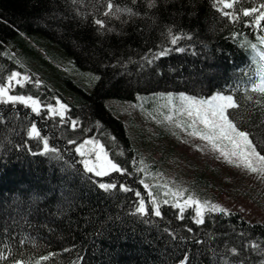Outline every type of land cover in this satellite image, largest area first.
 <instances>
[{
  "label": "trees",
  "instance_id": "obj_1",
  "mask_svg": "<svg viewBox=\"0 0 264 264\" xmlns=\"http://www.w3.org/2000/svg\"><path fill=\"white\" fill-rule=\"evenodd\" d=\"M108 2L0 0V85L12 72L31 75L40 88L34 90L31 82L22 95L47 103L55 95L68 109L66 119L52 113L37 126L58 150L54 154H41L42 141L29 139L27 112L18 118L0 115V164L7 163L0 171V194H8L0 198V242L12 249L10 264H34L44 255L50 259L41 264L73 259L77 264L82 258L83 264H262L264 252L249 245L264 250V225L247 223L236 213L209 211L203 213L204 223L196 224L193 205L202 201L194 193L201 197L207 186L202 177L192 178L183 196L168 182L155 181L159 167L151 160L153 153L142 149L151 131L134 134L111 107L116 101L135 102L141 115L165 118L171 108L164 97L183 81L191 90L218 81L236 47L254 37V22L223 16L215 0H114L112 13L103 16ZM260 3L242 0L234 9L250 10ZM177 35L181 39L172 45ZM181 47L185 64L168 66L175 55H156L166 49L174 54ZM194 77L207 81L195 85ZM248 96L239 92L236 98L259 115L257 100ZM87 139L104 145L126 170L110 175L115 190L100 189L93 174L82 169L73 149ZM121 184L132 191H121ZM147 192L161 209V217L150 215L148 223L135 212ZM176 204L184 208L183 219ZM4 252L0 248L7 257Z\"/></svg>",
  "mask_w": 264,
  "mask_h": 264
},
{
  "label": "snow or ice",
  "instance_id": "obj_2",
  "mask_svg": "<svg viewBox=\"0 0 264 264\" xmlns=\"http://www.w3.org/2000/svg\"><path fill=\"white\" fill-rule=\"evenodd\" d=\"M135 3V0H133ZM242 4V0H215L214 7L217 11L225 17H230L234 22L243 23V17H249L254 22L255 27L262 32L259 40V44L264 46V25L260 22L264 21V0H261L259 7H252L250 10L242 7H237L234 9V5ZM154 6V4H153ZM114 5V0H109L107 4L108 11L104 13L108 16L112 13ZM224 9H229L232 11H224ZM116 11H120L116 8ZM130 11V10H129ZM241 13V15H238ZM259 13V15H255ZM95 24L99 25L100 28H104L105 24L102 20H95ZM249 26H252L251 24ZM186 39H192L191 36H186ZM180 36H173L171 39L172 45H177ZM245 45L249 46L253 51H256L258 45L254 43L245 42ZM242 45V46H245ZM183 52L184 48L176 49ZM169 50H163L157 56H163L168 54ZM260 58L264 61V49L259 53ZM20 77L19 72H12L8 81H17L23 87V84L17 78ZM23 81H28L29 78L24 76ZM252 92L259 93L262 99L255 101V103L260 107L259 115H253L250 110H245L244 105L241 103L239 98L234 97L232 94L217 93L210 98L200 99L194 96H188L181 94L178 98L179 106L174 110L179 115H186L191 122L187 125L192 131L189 133L192 136L199 137L201 140L207 141L214 151H219L221 156L229 163L233 164L234 159L240 161L236 163V167H243L250 173H258L264 176V73L261 74L260 83L255 84L251 89ZM248 100L252 97L248 96ZM13 104L19 102L22 105L30 106L32 112L40 114L39 102L33 99L32 96L24 95H9V88L6 86H0V103ZM169 105L174 103V98H168ZM59 104V109L49 107V112L58 113L60 118H64V112L67 111L66 105ZM166 120L171 121L173 117L171 115L165 117ZM76 121H72L73 129L76 127ZM203 125V129H197L196 125ZM182 123H177V127H182ZM29 139H38L42 141L43 152L41 154L57 153V149L52 146L50 147L49 140L41 135V131L38 130L35 123L31 124L28 130ZM227 142V143H224ZM69 143H75V141H69ZM90 146V147H89ZM75 152L82 158L81 163L83 164L84 171L93 174L96 177H107L111 173H119L124 175L126 170L123 169L117 162L110 159L107 152L105 151L104 145H101L98 141L88 139L83 141L78 147L75 148ZM95 183V182H94ZM143 183V181H141ZM98 187L105 192L110 190H115L117 188L116 183H99ZM145 188L148 187L147 184L144 185ZM120 190L124 192L132 191L129 187L120 185ZM136 196H140L139 192L135 193ZM149 196L152 193L149 192ZM152 212L155 216L161 217V209L156 205V201L153 200ZM167 203V201H165ZM197 203L196 208V224L204 223L203 213L205 209L209 212L224 213L227 215L225 209L218 205L212 204L208 205L205 203L203 206ZM174 207L180 209V218L183 219L184 208L183 206L176 204ZM135 212L142 215H149V210L145 206L144 199H140L139 203L135 209ZM191 231V229H189ZM173 238H175L173 236ZM23 243V241H21ZM252 249L257 252H264L259 244L251 243L249 245ZM233 255L237 254L235 248L230 249ZM6 259L4 256H0V260ZM50 257L48 255L41 256L34 264H41V261H48ZM13 264H23L20 260L13 261ZM182 264H187V261H182ZM264 264V262H262Z\"/></svg>",
  "mask_w": 264,
  "mask_h": 264
},
{
  "label": "rangeland",
  "instance_id": "obj_3",
  "mask_svg": "<svg viewBox=\"0 0 264 264\" xmlns=\"http://www.w3.org/2000/svg\"><path fill=\"white\" fill-rule=\"evenodd\" d=\"M104 13L101 12L103 16H105ZM58 60L61 61L62 59L58 58ZM24 76H27L29 80L23 81ZM17 80H20L22 84L33 82L35 88H40V85L36 84L31 75H20ZM193 80V84L200 85L207 81V78L200 82L197 77H194ZM176 81L182 82L178 78ZM182 84H185L184 81ZM36 100L40 105L41 101ZM57 101L66 105L67 108V104L53 95L48 106H40V110L44 107L59 109ZM111 107L114 109L113 114L122 122L128 123L129 129H132L134 134L143 133L147 130L151 131V136L143 144L142 149L148 153H153L151 160L159 167L155 176L158 179L155 181L164 183L162 181L164 180L168 182V186L171 185L172 188L176 189L175 194H182L183 196L189 181L196 176H201L207 186H201V197L194 193L201 199V204H215L225 209L227 213L238 214L247 223L264 225V176L258 173H250L243 165L236 167L235 164L240 163L236 158H233V164H229L219 151L212 149L207 141L190 135L192 129L186 126L191 120L186 115H179L177 112L168 109L165 117L169 115L173 117L171 121H168L165 118L156 119L149 115L147 117L141 115L135 102L116 101L111 103ZM64 114L68 115V109ZM177 123H182L183 126L177 127ZM156 124L163 130L159 135L156 132ZM196 127L203 129V125L200 124H197ZM161 154L163 155L162 159H160ZM192 195L190 193V197ZM144 221L148 223L146 218ZM149 223H152L151 220ZM149 225L146 224V226Z\"/></svg>",
  "mask_w": 264,
  "mask_h": 264
}]
</instances>
